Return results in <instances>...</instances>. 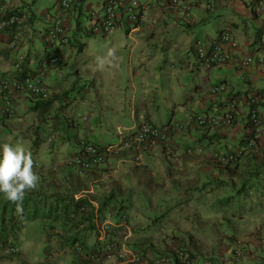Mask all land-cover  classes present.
I'll return each mask as SVG.
<instances>
[{
    "label": "crops",
    "instance_id": "crops-1",
    "mask_svg": "<svg viewBox=\"0 0 264 264\" xmlns=\"http://www.w3.org/2000/svg\"><path fill=\"white\" fill-rule=\"evenodd\" d=\"M69 1L72 7L64 21L71 43L62 54V67L47 73L49 99L12 94L18 113L23 108L35 114L30 126L39 134L32 144L34 154H38L44 134L46 144L53 133L57 134L48 144V157L33 161L39 179L30 190L28 210L36 205L42 209L38 211L44 210L41 216L49 226L50 204H59L62 211L70 199H86L92 220L81 225L87 237H78L76 242L89 250L100 248L101 216L112 211L116 219L127 210L133 229L128 246L145 251L146 259L160 255L156 249H161L157 244L162 242L152 235L156 232L171 235L172 242L181 241L213 264H264V135L258 139L257 148L236 164H222L211 156L213 151L237 149L251 135V99L257 100L264 118V66L205 69L193 49L198 38L228 32L238 42V53H250L264 34V11L260 12L252 0H186L193 4L189 20L160 5L130 22L125 16V3L120 8V27L112 34L94 36L96 40L125 44L121 40L126 33L132 43L126 47L115 43L95 53L86 51L84 36L88 34L82 28L105 0ZM9 8L26 12L28 20L13 31L0 32V80L42 69L49 54L43 40L49 24L46 14H58L60 0H13ZM12 33L20 34L16 51L9 46ZM101 45L104 47L96 44ZM18 53L27 56L21 69L13 66ZM220 83L226 84L227 91L212 95L211 87ZM77 89L80 97H73ZM230 100L237 104L233 126L208 130L188 127L170 138V147L156 145L142 162L127 153L109 158L85 173H78L66 163L81 151L82 139L101 146L118 143L122 134L127 135L142 123L163 125L184 120L190 113H215ZM15 117L5 121L0 144L8 127L23 136V130L13 124ZM105 137L112 141L104 144ZM190 146H202L205 151L189 154ZM163 209L155 218L150 215L151 210ZM120 234V229L113 226L107 238L120 239ZM238 241L245 244L240 260L235 256ZM164 244L169 245L168 240ZM177 247L180 245L169 254ZM66 263L125 264L115 257L96 263L78 253L59 264Z\"/></svg>",
    "mask_w": 264,
    "mask_h": 264
},
{
    "label": "built area",
    "instance_id": "built-area-1",
    "mask_svg": "<svg viewBox=\"0 0 264 264\" xmlns=\"http://www.w3.org/2000/svg\"><path fill=\"white\" fill-rule=\"evenodd\" d=\"M13 0L0 1V32L17 28L28 20V14L9 8ZM260 12L264 11V0H252ZM126 3V4H125ZM125 4V16L130 22H136L144 12H149L160 5H165L171 11L181 14L185 19L192 17L193 4L186 0H105L100 10H93L90 14V21L83 26L82 30L88 35L105 36L115 32L121 25L120 8ZM69 0H60V11L58 14H46L48 21L47 30L43 40L49 49V54L42 63V69L35 74L23 76H8L0 80V131L6 120L18 114L12 94L20 93L33 96L40 100H48L51 94L47 84V73L51 68L60 69L63 63V52L71 43V37L65 24L64 17L71 10ZM210 8L211 5L208 4ZM20 34L12 33L9 46L16 51L19 47ZM238 42L232 34L226 32L212 38H198L193 42V49L198 61L205 69H211L223 65H231L241 69L250 66H264V34L259 38L258 47L247 54L237 52ZM27 59L26 54L18 53L13 66L21 69ZM211 94L218 96L227 91L226 84L220 83L211 87ZM248 123L251 135L240 143L237 149L231 152L213 151V160L222 164H236L247 153L257 148L258 139L264 135V118L260 114L257 100L251 99ZM218 106V104H216ZM237 104L230 100L223 106L222 111L215 113H190L184 120L173 121L163 125L142 123L127 135L122 134L118 143L101 146L88 140H81V151L70 156L66 163L74 167L79 173L91 171L109 158H114L127 153H132L137 162H141L144 154L150 152L156 145H169L170 138L179 131L188 127H197L203 130L212 128L233 126L236 120ZM57 134H52L48 144L55 141ZM204 147L190 146L187 148L189 154H203ZM81 212L87 211L86 206H81ZM23 225H25L23 223ZM116 226L120 229L123 240L115 241L107 238L108 232ZM130 220L126 213H120L116 219L112 211H108L99 226L101 233L99 240L100 248L96 251L87 250L81 244L76 243L74 250L87 259L94 262H101L104 259L116 257L125 264H172L166 257H155L146 259L138 251L127 248V240L131 237ZM23 247L20 245L8 244L9 253H16ZM245 252V244L238 241L235 251L237 259H241ZM57 251L51 247L47 251L48 258L55 257ZM174 257L180 264H213L212 260L200 259L191 255L182 248L174 250Z\"/></svg>",
    "mask_w": 264,
    "mask_h": 264
},
{
    "label": "rangeland",
    "instance_id": "rangeland-1",
    "mask_svg": "<svg viewBox=\"0 0 264 264\" xmlns=\"http://www.w3.org/2000/svg\"><path fill=\"white\" fill-rule=\"evenodd\" d=\"M47 5H49V4H47ZM198 31L200 34L203 33L202 30H198ZM126 36H127V34L124 33L123 40H121V41H124L125 44H120L117 41L109 42L103 38H97V40H96L94 35H89V36L86 35V36H84V41L88 42V44L86 46V51L90 52L92 50L95 53H99V51L106 49V46L109 48L110 46L112 47V45H114L115 43H119L122 46L125 45V47H126V45L129 46L132 42H131V40H127ZM108 39H110V38H108ZM100 43L103 44L104 47H102V45H101L102 48L96 46V44H100ZM114 52L116 54L118 51L115 50ZM102 55H103V53H100V56H102ZM80 56H81V58H83L84 54H81ZM83 85L84 84L81 83V86H83ZM73 95H74L73 97H76V96L80 97V94L78 95V89L74 92ZM29 103H31V102H29ZM17 115H19V116L15 117V119L13 120L14 121L13 124L18 129L23 130V136H18V135H20L19 130L17 133V131L14 130L12 127L11 128L8 127L4 130L5 132L3 131L6 138L4 140H2L3 141L2 144L8 143V144H12V145H16V144L22 145L25 148L26 152L31 156L32 161H35V163H37V161H39L38 157H40V159H42V158L46 159V157H48V155L50 154L49 151L51 150V147L45 143L44 137L46 136V134L43 135V140L39 144L38 154L36 155L32 151V144H33L34 140L36 139V137L39 135L37 133V131L34 129V127H30L31 124L34 123L33 122V118L35 117L34 112H28L27 113L24 111L23 108H20V111ZM109 138L110 137H105L102 140L103 143L108 144L109 142H111L112 140ZM95 141H97V140H95ZM115 143H117V141ZM39 164H36V166H39ZM41 165H42V163L40 164V167H41ZM41 168H43V167H41ZM42 176L44 177L45 174H43ZM52 180L54 181L53 178H52ZM45 181H48V179L46 178ZM257 188H258V184H257V186L255 185V191L257 190ZM70 200H72V199H70ZM5 201H7V199L4 198L3 194H0V217L2 216V212L4 209L3 206H4ZM226 205H229V204L225 203V206ZM41 207L43 208V206H41ZM33 209H35V207ZM33 209H32V211H33ZM38 210H42V209H38ZM240 210H241V206L239 207V211ZM9 211H10V209H8V211H6V212H9ZM164 211H165V209H163V210H151L150 215H152L153 218H155L156 216L162 214ZM38 212H39L38 215H40V216L38 218H36L35 220L29 219L26 216H22L21 218H19L20 219L19 222L24 220L27 225L25 228H19V223H18L17 228H16L17 229L16 235L13 237L16 238V243H22L25 247L21 250L20 254L15 255V256L8 255L3 250L0 253V264H52V263L53 264L54 263L59 264L60 262L69 261L77 253L73 249L74 243L72 241V237L77 236V239H78V237H87V233L84 232V228L81 227V225L79 223L80 221L77 218L74 219V218L70 217L71 215L62 213L61 210H58L57 213L55 212V214L50 216V217H52V220L49 221V223L51 222L50 225L53 224V228H50V225L49 226H47V224L45 225V221H44L43 217L41 216V214L44 213V210H43V212H40V211H38ZM126 212H127V210H126ZM128 214H129V212H128ZM57 216H63V217L61 219L57 220L56 219ZM159 232H160V229H159ZM152 235H154L153 238L155 240L159 239L162 242V244L161 243L157 244V246L161 247V249H156V252H158L160 254L159 256H163V257H166L168 259H171V254H169V253H171V250L175 245H180L181 247H184L185 249L189 250L186 247V245L182 244L181 241L177 240V242H172V240L174 238L171 235H166V234L157 235L156 232H155V234H152ZM151 236H150V238H152ZM153 238H152V240H153ZM166 240H168L169 245L164 244V242ZM127 245H130V244L127 242ZM49 247H54L55 250L57 251V256L55 257L54 260L52 259V261H50L46 255V251ZM140 251L143 254H145L144 253L145 251H143V250H140ZM190 252H192V251H190ZM197 256H199V255H197ZM71 262H73V261H71Z\"/></svg>",
    "mask_w": 264,
    "mask_h": 264
},
{
    "label": "clouds",
    "instance_id": "clouds-1",
    "mask_svg": "<svg viewBox=\"0 0 264 264\" xmlns=\"http://www.w3.org/2000/svg\"><path fill=\"white\" fill-rule=\"evenodd\" d=\"M86 172H88V171H86ZM38 179H39L38 176L33 171L32 158L26 152L25 148L22 145H19V144L12 145V144H8V143L0 144V194H3L5 199H7L8 201H11V202H16V203L22 201L24 198L26 190L34 188ZM87 210H90V206H89V208H87ZM85 212L83 214H85ZM107 212H105V214ZM120 213H126L127 214L128 212L121 211ZM105 214H103L101 216L102 219H103ZM18 223H19V228H25L27 225L24 220L20 221ZM23 223L25 225H23ZM98 233H99V230H98ZM120 236H121L120 239H112V240H115V241L121 240L122 241L123 240L122 233L120 234ZM76 243H78V242H74L73 249H74V245ZM8 244L20 245L23 248L25 247L22 243H16V241H14V240L9 241L7 244L4 245L3 250L8 255H11V256H15V255L20 254L21 250L23 248L16 253H9L7 250ZM79 244H81V243H79ZM126 244H127V242H126ZM49 248H51V247H49ZM49 248L47 249V251L49 250ZM127 248L134 250L133 248H130L128 245H127ZM177 248H179V247H177ZM180 248L188 251L191 255H193L197 258H200V256L195 255L194 253L190 252L189 250L185 249L184 247L180 246ZM87 250H89V249H87ZM47 251H46V255L48 258ZM134 251H137V250H134ZM138 252H140L142 254V256L145 258L144 254L141 251H138ZM173 253H174V251H173ZM173 253L171 254V259H170L172 264H180L179 261L174 257ZM78 254H80V253H78ZM56 256H57V253H56L55 257ZM55 257L52 259L54 260ZM156 257H163V256H156ZM48 259L50 261H52V259H50V258H48ZM200 259H204V258H200ZM87 260H89V259H87ZM148 260H150V259H148ZM89 261H91V260H89ZM96 263H100V262H96Z\"/></svg>",
    "mask_w": 264,
    "mask_h": 264
},
{
    "label": "trees",
    "instance_id": "trees-1",
    "mask_svg": "<svg viewBox=\"0 0 264 264\" xmlns=\"http://www.w3.org/2000/svg\"><path fill=\"white\" fill-rule=\"evenodd\" d=\"M42 101H45V100H42ZM77 172L79 173V171ZM30 190L31 189L26 190L25 192L26 197L24 195V198L22 201L16 203V202H11L7 200L4 203V206H3L4 209L2 212V216L0 217V253L3 251L4 249L3 247L5 244H7L11 240L16 241V238H14L13 236L16 235V230H17L16 228L20 220L19 218H21L22 216H27L29 219L38 218L37 206H35V209H33V211L28 210L30 205L27 200L30 198L29 197ZM81 206H86L87 208H89V206L91 207L90 203H88L87 200L84 198H79L77 200L72 199L68 203H64V208L62 210V213L71 215L70 217L74 219L77 218L80 221L79 222L80 225L85 224L89 220H92V214L89 212V210H87L85 214H83L84 212L80 211ZM49 207H50L49 209L50 213L48 214L49 216L53 215V212L57 213V211L59 210V204H50ZM8 209H10V211L6 212L8 211ZM26 212L28 213V215H26ZM62 217L63 216H57L56 219L58 220V219H61ZM128 218L130 220L129 214H128ZM130 225H131V222H130ZM50 228H53V224L50 225ZM130 228H131V233L133 234L132 225ZM131 237L127 240L129 244H130ZM76 239H77V236L72 237V241L76 242Z\"/></svg>",
    "mask_w": 264,
    "mask_h": 264
}]
</instances>
